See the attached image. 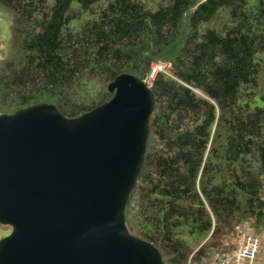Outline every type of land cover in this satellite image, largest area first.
Listing matches in <instances>:
<instances>
[{"label": "trees", "instance_id": "16d2710c", "mask_svg": "<svg viewBox=\"0 0 264 264\" xmlns=\"http://www.w3.org/2000/svg\"><path fill=\"white\" fill-rule=\"evenodd\" d=\"M0 112L53 105L77 118L112 99L123 74L152 84L155 108L126 209L165 264L264 231V0H0Z\"/></svg>", "mask_w": 264, "mask_h": 264}, {"label": "water", "instance_id": "95a60500", "mask_svg": "<svg viewBox=\"0 0 264 264\" xmlns=\"http://www.w3.org/2000/svg\"><path fill=\"white\" fill-rule=\"evenodd\" d=\"M152 86L123 74L112 99L77 118L37 105L0 115V264H165L130 233L155 108Z\"/></svg>", "mask_w": 264, "mask_h": 264}, {"label": "built area", "instance_id": "2783aa9c", "mask_svg": "<svg viewBox=\"0 0 264 264\" xmlns=\"http://www.w3.org/2000/svg\"><path fill=\"white\" fill-rule=\"evenodd\" d=\"M262 245L261 236L254 234L248 225H237L236 232L223 241L220 250L204 254L199 259L192 256L189 264H261Z\"/></svg>", "mask_w": 264, "mask_h": 264}, {"label": "rangeland", "instance_id": "374dc122", "mask_svg": "<svg viewBox=\"0 0 264 264\" xmlns=\"http://www.w3.org/2000/svg\"><path fill=\"white\" fill-rule=\"evenodd\" d=\"M0 30H1V34H2V38H3V43L6 45L7 42H9L10 39V25H9V19L8 17L5 15V11L0 9ZM162 65V70L160 69ZM169 70L170 66L164 65V63H157L153 66V72L151 76L146 80V82L148 84H150L152 86L154 79L156 78V76L160 73V71L163 70ZM153 75V77H152ZM2 113L0 112V115ZM11 233V229L8 226H3L0 224V240L6 236H8ZM261 238H262V251L260 254V259L262 258V263L264 264V231L261 233Z\"/></svg>", "mask_w": 264, "mask_h": 264}, {"label": "crops", "instance_id": "0c3cea01", "mask_svg": "<svg viewBox=\"0 0 264 264\" xmlns=\"http://www.w3.org/2000/svg\"><path fill=\"white\" fill-rule=\"evenodd\" d=\"M262 260H263V259L261 258V263H262Z\"/></svg>", "mask_w": 264, "mask_h": 264}]
</instances>
